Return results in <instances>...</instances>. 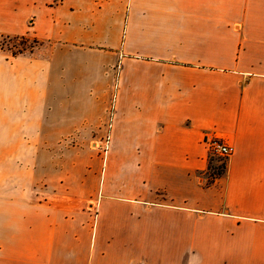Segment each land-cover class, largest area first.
Returning a JSON list of instances; mask_svg holds the SVG:
<instances>
[{
	"label": "crops",
	"instance_id": "crops-1",
	"mask_svg": "<svg viewBox=\"0 0 264 264\" xmlns=\"http://www.w3.org/2000/svg\"><path fill=\"white\" fill-rule=\"evenodd\" d=\"M11 37L34 46H0V264H264V0H0ZM46 57L55 111L63 77L112 96L117 182L79 207L30 198ZM206 136L233 149L210 179Z\"/></svg>",
	"mask_w": 264,
	"mask_h": 264
},
{
	"label": "rangeland",
	"instance_id": "rangeland-1",
	"mask_svg": "<svg viewBox=\"0 0 264 264\" xmlns=\"http://www.w3.org/2000/svg\"><path fill=\"white\" fill-rule=\"evenodd\" d=\"M20 39L3 38L0 46L10 48L13 54L34 46L32 41ZM49 59L52 57H46L45 109L40 108V121L45 114V125L41 126L40 141L29 143L30 198L54 204L78 203L79 207L85 199L97 197L106 167L115 172L112 180L117 182V159L109 157L108 153L112 96L109 102H104L100 90L89 88L79 79L63 77L61 100L55 111V67ZM62 66H66L64 61ZM94 80L100 82L101 79ZM100 104L103 107L99 109L96 106ZM33 113L31 110V138L37 133V126H33L34 120L37 123V115ZM225 159L207 152L209 179L224 171Z\"/></svg>",
	"mask_w": 264,
	"mask_h": 264
},
{
	"label": "built area",
	"instance_id": "built-area-1",
	"mask_svg": "<svg viewBox=\"0 0 264 264\" xmlns=\"http://www.w3.org/2000/svg\"><path fill=\"white\" fill-rule=\"evenodd\" d=\"M204 145L209 153H214L224 158H227L233 150L230 145L214 136H206Z\"/></svg>",
	"mask_w": 264,
	"mask_h": 264
}]
</instances>
